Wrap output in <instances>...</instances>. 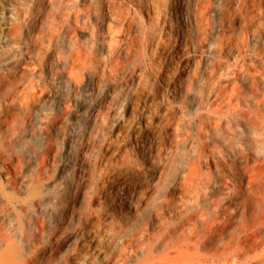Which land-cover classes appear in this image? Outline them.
Listing matches in <instances>:
<instances>
[{
  "label": "bare ground",
  "instance_id": "obj_1",
  "mask_svg": "<svg viewBox=\"0 0 264 264\" xmlns=\"http://www.w3.org/2000/svg\"><path fill=\"white\" fill-rule=\"evenodd\" d=\"M105 1L0 0V100L7 99L0 103V148L8 152L17 140L34 142L37 137L44 144L38 156L15 155V176L0 182V264H69V259L73 264H203L209 259L223 264L229 252L244 264L243 219L229 237L217 233L212 223L198 230L197 223L206 219L195 209L211 204L202 189L209 185L210 172L201 171L206 144L193 140L177 183L163 176L167 165L178 166L172 159L180 147L177 110L158 94V80L139 65V52V66L117 75L121 58L130 66V47L142 31L128 28L126 46L104 65L92 56L94 38L85 52L63 49L64 23L56 17L66 20L91 4L95 19L103 20ZM113 1L106 3L112 13ZM136 68L141 72L134 76ZM161 81L168 84L166 77ZM178 82L192 84L189 78ZM128 98L141 101L140 107L114 123L116 108ZM139 119L143 126L136 125ZM206 122L217 134L231 130L224 113L217 121L208 116ZM60 136L66 153L62 163ZM126 136L137 151L125 148ZM216 139L223 147L229 143ZM149 156L164 169L156 187L154 174L145 169ZM73 159L77 168L70 164ZM216 163L225 167L222 157ZM110 200L117 201L116 209ZM132 208L130 218L113 214ZM49 239L54 242L48 244Z\"/></svg>",
  "mask_w": 264,
  "mask_h": 264
},
{
  "label": "rangeland",
  "instance_id": "obj_2",
  "mask_svg": "<svg viewBox=\"0 0 264 264\" xmlns=\"http://www.w3.org/2000/svg\"><path fill=\"white\" fill-rule=\"evenodd\" d=\"M262 1L264 0H114L116 10L112 13L106 6V0L102 9L103 20L95 19L96 10L91 4L86 9L79 7V15L75 16L71 12L66 20L56 17L57 21L64 23L66 42L63 49L67 51L69 47H74L75 52H85V47H89L94 38L96 47L92 56L99 57L102 65L111 54H117L126 46L128 28L135 32L142 31L141 34L144 35L136 36L130 47V66L127 65L126 57L121 58L117 75L128 74L134 67L143 65L158 80V94L164 95L171 102L169 105L177 110L174 121L180 122V147L179 156H173L172 159H175L178 166L167 165L163 176L172 178L177 183L180 174L187 167V157L184 155L192 146L193 140L197 138L206 144L204 156L201 157L206 161H203L201 171L210 172L209 185L202 189L208 191L207 200L211 204L195 209L198 217L206 219L203 223H197L198 230L204 224L212 223L217 233L229 237L233 226L239 219H243L245 226L241 233L245 236L244 264H264ZM146 33H149L147 39ZM138 52L144 62L139 65L136 63ZM140 72L136 68L133 74L137 76ZM161 77H166L168 84L161 81ZM179 78H189L192 84H180ZM123 85L122 88L126 90L124 82ZM5 101L6 98L0 100V103ZM140 105L141 101L128 98L124 105L116 108L113 122L118 123L122 117L129 118L130 109L136 110ZM14 111L18 112L17 109ZM221 113L228 115L231 130L217 134L206 120L211 116L217 121ZM144 123L143 119H139L136 125L143 126ZM155 123H158L157 119ZM216 137L229 143L223 147ZM86 141L87 139L83 143ZM73 142L78 144L80 138L73 137ZM124 143L129 152L134 148L138 150L128 136ZM43 145L40 137H37L34 142H26L24 139L20 143L17 140L13 150L8 152L0 148V182L6 184L7 177L15 176L18 168L15 164L16 156H38ZM64 145L60 136L57 151L61 156V163L66 156ZM220 148L225 156L220 153ZM6 153L11 154L13 159L8 158ZM219 157L225 160V167L216 163ZM147 159L145 169L154 174L152 185L156 187V181L164 169L152 162L150 156ZM74 160L70 164L77 168L79 164ZM170 170L173 172L171 175ZM7 186L18 192L17 187ZM109 203L113 209L117 208V201L110 200ZM168 207H164L165 213ZM113 214L118 219L124 216L130 218L134 215V209L122 213L114 210ZM165 217L167 220H174L167 214ZM188 231L189 228H186V232ZM71 232L81 234L78 229ZM84 238L89 240L86 235ZM53 242V239L48 240V244ZM228 255L229 258L223 264H237V258L230 252ZM68 263L74 262L69 259ZM203 264L216 263L209 259Z\"/></svg>",
  "mask_w": 264,
  "mask_h": 264
}]
</instances>
